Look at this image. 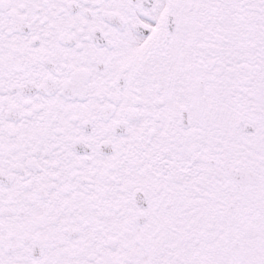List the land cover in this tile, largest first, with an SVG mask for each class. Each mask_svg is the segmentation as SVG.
Instances as JSON below:
<instances>
[{
  "label": "snow or ice",
  "instance_id": "1",
  "mask_svg": "<svg viewBox=\"0 0 264 264\" xmlns=\"http://www.w3.org/2000/svg\"><path fill=\"white\" fill-rule=\"evenodd\" d=\"M0 264H264V0H0Z\"/></svg>",
  "mask_w": 264,
  "mask_h": 264
}]
</instances>
